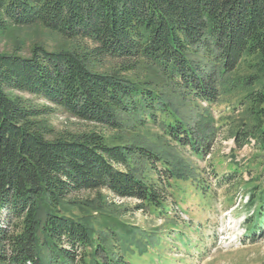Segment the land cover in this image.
I'll use <instances>...</instances> for the list:
<instances>
[{
    "label": "trees",
    "instance_id": "1",
    "mask_svg": "<svg viewBox=\"0 0 264 264\" xmlns=\"http://www.w3.org/2000/svg\"><path fill=\"white\" fill-rule=\"evenodd\" d=\"M34 24L81 43L0 53V264H131L116 250L118 233H96L91 216L71 212L76 202L68 197L105 189L138 200L139 210L160 207L168 181L194 177L174 153L147 142L110 144L95 130L56 133L42 120L55 109L111 129L126 117L146 126L158 111L166 117L173 111L174 121L161 122L170 142L206 157L216 128L206 111L192 107L216 103L224 74L255 58L256 72L243 78L253 89L244 98L253 123L236 137L239 147L252 138L264 149V0H0V30ZM106 59L119 69L99 71ZM140 67L155 76L123 75ZM148 166L157 181L147 178ZM96 201L91 207L102 210L103 199ZM249 221L255 241L256 228L264 229V204ZM110 241L112 251L105 246Z\"/></svg>",
    "mask_w": 264,
    "mask_h": 264
},
{
    "label": "rangeland",
    "instance_id": "2",
    "mask_svg": "<svg viewBox=\"0 0 264 264\" xmlns=\"http://www.w3.org/2000/svg\"><path fill=\"white\" fill-rule=\"evenodd\" d=\"M79 43L41 24L8 25L0 30V53L29 55L37 45L60 51ZM255 62V58H248L235 71L224 74L221 96L216 103L192 107L195 111H206L216 128L211 153L206 157H198L190 149L170 142L161 122L174 121L173 111H169V117L165 116L168 112L158 111V120L146 126H141L136 118L126 117L119 129L81 121L61 109L42 118L56 133L95 130L110 144L150 143L164 152L174 153L193 169L192 179H171L165 184L166 198L160 207L139 210L136 199H121L105 189L83 190L68 197L69 201L76 202L70 205L71 212L79 217L91 216L96 233L108 234L109 228L114 229L119 237L116 250L123 251L131 264H264V229L256 228L254 241L253 221H249L264 204V149L251 137L249 143L239 147L236 137L237 133L243 136L247 126L253 123L249 104L244 103L246 94L253 89L243 84V78L256 72L251 67ZM96 68L99 71L119 69V63L106 59ZM123 75L146 80L155 76V72L149 67H140ZM261 80L264 82V77ZM158 82L161 86L164 84L160 79ZM163 90L178 97L171 88ZM16 94L38 107L50 106L39 96ZM190 103L187 101L181 106ZM159 167H162L160 163ZM231 172H236V176L226 181L223 176ZM146 176L157 181V174L150 166L146 168ZM99 194L103 199L102 210L91 207L96 200H102L98 199ZM252 197L255 202L251 201ZM105 246L108 251L114 248L111 241Z\"/></svg>",
    "mask_w": 264,
    "mask_h": 264
}]
</instances>
